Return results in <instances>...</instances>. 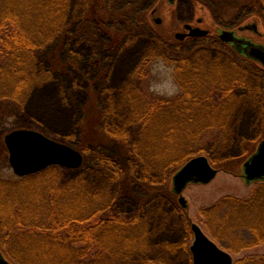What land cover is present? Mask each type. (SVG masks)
<instances>
[{"label": "rangeland", "instance_id": "1", "mask_svg": "<svg viewBox=\"0 0 264 264\" xmlns=\"http://www.w3.org/2000/svg\"><path fill=\"white\" fill-rule=\"evenodd\" d=\"M143 1L139 5L141 19L145 12L159 6L163 8L156 16H166L164 7L167 3L163 0ZM245 1L188 0L186 5L190 11L197 5L203 7L202 17L212 30L257 22V32L244 34L264 43V10L251 5L241 9ZM181 5L184 7V1ZM230 7H235V12L230 13ZM127 10L130 12L132 8ZM80 25L79 14L72 20L64 21V25L59 27L60 31L57 30L45 40L48 42L38 51L32 73H20L13 77L14 80L0 79V181L17 182L20 178L10 164L7 137L21 130L38 132L80 152L84 159L83 166L88 170V190L91 193L105 191L107 196L116 197V211L121 214V221L134 217L146 229V250L134 254L130 260L123 257L128 249L119 254L122 248L109 245L108 238L107 247L113 248L111 252L117 255L112 264H193L190 249L195 236L192 225H198L207 235L206 209L212 208L226 196L248 197L257 187L256 183H246L243 170L245 163L264 141V78L255 77V73H258L255 64L244 63L252 68V84L248 92L241 94L243 97L231 118L227 137L218 131L216 135L204 139L190 138L192 140L189 141H185L184 138L188 136L182 130L164 135L165 126L170 124L168 119L182 124L185 121L184 116L171 117L175 111L172 109L167 113L170 106L164 104L168 101L174 103L184 96V89L179 86L183 84L184 72L178 64L169 60V57L184 54V43H177L176 55L165 52L158 41H152L159 40L156 36L146 34L133 41L125 37L118 45H111L106 36L99 33L100 43L93 48L90 46V29H85L86 33L80 39L75 35ZM82 25L85 26V23ZM151 25L163 35L177 27V24ZM123 28L124 25H120V29ZM0 39L4 38L0 36ZM219 56L222 55L211 52L208 60L203 53H199L194 59L210 63V59H224ZM96 60L100 61L98 67L94 65ZM144 97L152 102V109L148 110L152 117L142 119L147 111L145 103L141 102ZM181 102L176 104L179 108H182ZM164 122L166 124H162ZM156 125L160 127L154 128ZM124 132H128V140H124ZM119 145L125 148L122 154L125 160L104 169L106 157H102L101 151L118 156ZM180 153L181 164L175 167L167 164ZM201 155L207 156L219 173L209 184L188 186L183 193L188 202L185 209L179 203V196L173 193L172 180L187 162ZM165 166L169 168L166 180L162 176ZM114 169L121 174L112 179ZM121 176L123 180H128L125 184L120 182ZM4 188L9 191L10 187ZM98 220L95 218L94 222ZM3 235L5 238L6 233ZM98 248L95 244L91 253H97ZM11 249L14 250L0 246V251L7 258H10L8 251ZM30 250L27 247L26 251ZM38 254V259L47 258L46 253ZM230 255L234 264L247 257H262L264 245L238 253L230 252ZM38 263L44 264L42 261Z\"/></svg>", "mask_w": 264, "mask_h": 264}, {"label": "trees", "instance_id": "2", "mask_svg": "<svg viewBox=\"0 0 264 264\" xmlns=\"http://www.w3.org/2000/svg\"><path fill=\"white\" fill-rule=\"evenodd\" d=\"M73 1L0 0V36L7 39H0V79L14 80L13 77L20 73L33 72L36 55L48 42L45 40L56 33L64 21L72 20ZM84 6L83 1L79 14L83 18ZM188 63V67H184V58L178 61L179 69L184 72L183 84H179L184 89V96L174 103H164L170 106L167 113L172 109L175 111L171 117L184 116L187 122L182 124L168 119L170 124L165 126L164 135L182 130L188 136L184 138L185 141H189L195 137L204 139L216 135L218 131L227 137L231 118L243 97L239 90L247 86L245 79L252 73L251 68L234 60ZM180 100L182 108L176 105ZM141 102L145 103L147 109L142 119L152 117L148 111L152 109V102L145 97ZM158 127L160 125L154 126ZM122 131L125 130L122 128ZM124 135V140H128V132H124ZM119 147L116 152L118 156L114 157L101 151L102 157H106L104 169L125 160L122 156L125 148L123 145ZM180 159L182 153L167 164L175 167L183 162ZM168 169L165 166L162 172L165 180ZM87 173L84 166L79 169L52 166L18 178L17 182L0 181V246L14 249L8 251L12 261L18 264H41L38 263L40 261L44 264H112L117 255L111 252L113 248L107 247L108 238L109 245L122 248L119 254L128 249L123 254L125 260L146 250L147 231L142 228L141 221L134 217L121 221V214L116 211V197L107 196L105 191L91 193L86 183ZM113 173L112 179L121 174L115 169ZM120 178L124 184L128 181L126 178L123 180V176ZM5 186L10 187L9 191ZM205 212L207 235L229 253L264 245V182L258 183L250 196L223 197ZM106 213L107 217L104 218ZM95 218L99 220L94 222ZM95 244L100 249L92 254ZM27 247L31 248L29 252L26 251ZM22 248H26L25 251ZM38 253H46L47 258L38 259ZM235 264H264V256L247 257Z\"/></svg>", "mask_w": 264, "mask_h": 264}, {"label": "flooded vegetation", "instance_id": "3", "mask_svg": "<svg viewBox=\"0 0 264 264\" xmlns=\"http://www.w3.org/2000/svg\"><path fill=\"white\" fill-rule=\"evenodd\" d=\"M83 1L85 2V18L80 16V29L75 35L78 39H80L79 37L85 34L88 29H90L92 32L90 37L92 44L90 46L93 48L97 47L100 43L101 38L99 37V33L106 36L108 39V44L111 45H118L119 42L124 41L125 37H129V39L133 41L148 34L150 37L156 36L159 40L152 41H158L159 44L164 48L165 52H169L170 54L177 55V43H184V54L180 53L181 55H177L176 58L169 57V60L174 62L176 65L182 58H184V67H188V61L198 62L199 60H195L194 58H196L199 53H203L206 57H208L206 58L208 60L209 53H220L224 57V59L221 58L222 61L234 60L239 63L243 62L242 64H255L257 68L255 71L258 72L255 73V76L264 78V65L252 59L247 54V50L249 49L248 45L246 44L247 42H250L264 47V43L261 41H254L252 37H248L244 34L245 32H254L252 29L254 25H257L258 31L259 25L257 22L251 24L238 23L232 25L229 28L221 27L219 29L218 27L217 30H212L209 28V26H207L205 18L202 17L204 8L197 5L192 7L193 10L190 11L189 7L186 5L188 0H163V2L167 3V6L164 7L166 8V16H164V18L156 16L158 12L160 13L163 7L159 6L157 9L152 5L150 8H153L145 12L143 19L140 17L139 6L141 1L144 2L143 0H74L72 7V17L81 14ZM182 1H184V7L181 5ZM237 5H240V3H237ZM248 5H251L257 9L259 8L260 10H264V0H246L245 4L241 6V9ZM128 8H132V11L129 12L127 10ZM226 8L227 7H223V9ZM234 9L235 7H230L228 10L230 13H232L235 12L233 11ZM83 22L85 23V26L82 25ZM152 23L155 26H161L165 24L173 26L177 24V27L174 30L171 29L170 33L168 32L167 34L163 35L158 30L153 29L154 27L151 25ZM120 25H124V28L120 29ZM150 26L152 27L149 28ZM82 29L84 31H82ZM201 32H207V34L203 36L197 35V33ZM225 32L234 33L235 37L239 40L237 41L238 43L225 42V40L222 38V34ZM194 33H196V35ZM156 46H158V44ZM215 59L220 58L210 59V63L211 61H215ZM144 62H146V60ZM98 63H100V61L96 60L94 65L98 67ZM251 78L252 74H249L247 79H245L247 86L240 88V94L250 90L252 84ZM99 81L100 80H98V82ZM262 81L264 80L262 79ZM94 87L95 84L92 85L91 92ZM2 254L4 256V253ZM4 258L9 261L10 264H18L6 256H4Z\"/></svg>", "mask_w": 264, "mask_h": 264}, {"label": "water", "instance_id": "4", "mask_svg": "<svg viewBox=\"0 0 264 264\" xmlns=\"http://www.w3.org/2000/svg\"><path fill=\"white\" fill-rule=\"evenodd\" d=\"M257 32V25L252 28ZM196 35V33H194ZM207 32L197 33L199 36ZM222 38L227 43H238L234 33L225 32ZM247 54L264 65V47L247 42ZM10 154V164L18 177H27L52 166L79 169L84 159L80 152L64 144L53 141L46 136L29 130L13 132L6 139ZM243 179L248 185L264 181V141L258 151L244 165ZM218 175L205 156H198L186 163L173 177V191L179 196L181 207L188 208L183 196L189 184H209ZM195 236L191 247L193 264H234L232 255L221 249L196 224L192 225ZM0 264H10L0 252Z\"/></svg>", "mask_w": 264, "mask_h": 264}, {"label": "bare ground", "instance_id": "5", "mask_svg": "<svg viewBox=\"0 0 264 264\" xmlns=\"http://www.w3.org/2000/svg\"><path fill=\"white\" fill-rule=\"evenodd\" d=\"M46 90H48V89H46ZM46 90H45V92H46Z\"/></svg>", "mask_w": 264, "mask_h": 264}]
</instances>
